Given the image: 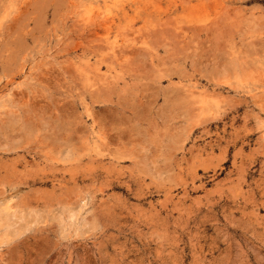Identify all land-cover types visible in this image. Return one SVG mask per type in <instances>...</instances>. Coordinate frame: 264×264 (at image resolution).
<instances>
[{
  "label": "rangeland",
  "instance_id": "374dc122",
  "mask_svg": "<svg viewBox=\"0 0 264 264\" xmlns=\"http://www.w3.org/2000/svg\"><path fill=\"white\" fill-rule=\"evenodd\" d=\"M0 219V264H264V0H0Z\"/></svg>",
  "mask_w": 264,
  "mask_h": 264
},
{
  "label": "bare ground",
  "instance_id": "6f19581e",
  "mask_svg": "<svg viewBox=\"0 0 264 264\" xmlns=\"http://www.w3.org/2000/svg\"><path fill=\"white\" fill-rule=\"evenodd\" d=\"M106 15H107V14H106ZM100 139H101V138H100ZM0 220H1V219H0ZM6 220H7V219H6ZM74 220H75V219H74ZM76 220H77V219H76ZM11 221H12V220H11ZM9 222H10V221H9ZM7 224H9V223H7ZM7 224H5V225L3 224L2 226H5V227L7 228V226H6ZM9 226H10V225H9Z\"/></svg>",
  "mask_w": 264,
  "mask_h": 264
}]
</instances>
